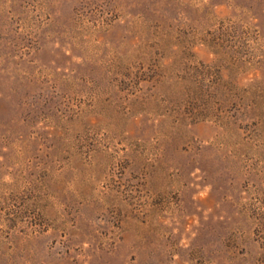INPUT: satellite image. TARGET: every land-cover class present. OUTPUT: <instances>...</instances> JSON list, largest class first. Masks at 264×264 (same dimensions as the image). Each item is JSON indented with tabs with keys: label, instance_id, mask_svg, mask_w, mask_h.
I'll list each match as a JSON object with an SVG mask.
<instances>
[{
	"label": "rangeland",
	"instance_id": "obj_1",
	"mask_svg": "<svg viewBox=\"0 0 264 264\" xmlns=\"http://www.w3.org/2000/svg\"><path fill=\"white\" fill-rule=\"evenodd\" d=\"M0 264H264V0H0Z\"/></svg>",
	"mask_w": 264,
	"mask_h": 264
}]
</instances>
